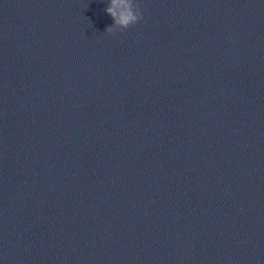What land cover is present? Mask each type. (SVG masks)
I'll return each mask as SVG.
<instances>
[{
    "label": "clouds",
    "instance_id": "obj_1",
    "mask_svg": "<svg viewBox=\"0 0 264 264\" xmlns=\"http://www.w3.org/2000/svg\"><path fill=\"white\" fill-rule=\"evenodd\" d=\"M105 11L114 21V23L106 27L104 31L108 34H113L117 31L122 32L135 26L143 19L139 0H109Z\"/></svg>",
    "mask_w": 264,
    "mask_h": 264
}]
</instances>
